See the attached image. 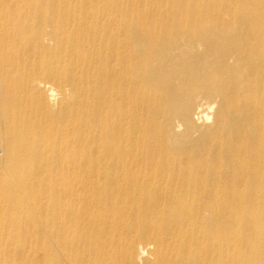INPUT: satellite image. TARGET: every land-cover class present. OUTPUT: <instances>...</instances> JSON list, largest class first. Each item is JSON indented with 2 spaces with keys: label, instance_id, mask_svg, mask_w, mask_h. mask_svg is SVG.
I'll return each mask as SVG.
<instances>
[{
  "label": "bare ground",
  "instance_id": "6f19581e",
  "mask_svg": "<svg viewBox=\"0 0 264 264\" xmlns=\"http://www.w3.org/2000/svg\"><path fill=\"white\" fill-rule=\"evenodd\" d=\"M150 4L0 0V264H264V0Z\"/></svg>",
  "mask_w": 264,
  "mask_h": 264
},
{
  "label": "rangeland",
  "instance_id": "374dc122",
  "mask_svg": "<svg viewBox=\"0 0 264 264\" xmlns=\"http://www.w3.org/2000/svg\"><path fill=\"white\" fill-rule=\"evenodd\" d=\"M32 1H37V0H32ZM154 1H158V0H149V3H148V0H137L136 3H133V2L128 3L127 0H123L124 7L126 9L128 8V10H131V9L139 10L140 7H144L147 11L149 10V8L152 7L150 3L154 2ZM164 3L166 4V2H164ZM140 4L142 6H140ZM156 6L159 8L161 6V4L159 3ZM168 7L170 8L171 4H169ZM1 106L2 105H0V110H2ZM2 113L3 112L0 111V137L6 131V123H5V119H4ZM7 170H8V167H7V163H6V151H5L4 145L0 141V174H5L7 172Z\"/></svg>",
  "mask_w": 264,
  "mask_h": 264
}]
</instances>
